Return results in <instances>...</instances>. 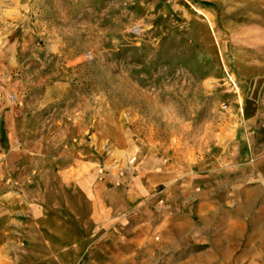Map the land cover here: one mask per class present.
<instances>
[{"label":"rangeland","instance_id":"obj_1","mask_svg":"<svg viewBox=\"0 0 264 264\" xmlns=\"http://www.w3.org/2000/svg\"><path fill=\"white\" fill-rule=\"evenodd\" d=\"M253 41L264 0H0V264H184L203 174L264 172Z\"/></svg>","mask_w":264,"mask_h":264},{"label":"crops","instance_id":"obj_2","mask_svg":"<svg viewBox=\"0 0 264 264\" xmlns=\"http://www.w3.org/2000/svg\"><path fill=\"white\" fill-rule=\"evenodd\" d=\"M256 20L254 9L253 26ZM257 48L253 41V105L258 104L259 89L264 83V78L258 77L264 73V65H261L264 54ZM219 171L225 172L224 169ZM212 172L208 169L203 174L202 182L207 191L202 194V203L181 218L187 227L176 237L185 242L184 264H264V172L251 167L247 175L258 178V182L253 183L252 188H243L240 175L235 178L234 191L227 194L210 192ZM175 217L178 222L179 217ZM40 240L45 243L44 239ZM6 243L10 247L13 242L9 238ZM167 247L173 252L181 248L170 243Z\"/></svg>","mask_w":264,"mask_h":264}]
</instances>
